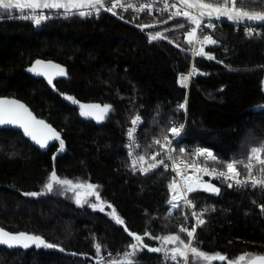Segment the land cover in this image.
I'll return each instance as SVG.
<instances>
[{"label": "trees", "instance_id": "1", "mask_svg": "<svg viewBox=\"0 0 264 264\" xmlns=\"http://www.w3.org/2000/svg\"><path fill=\"white\" fill-rule=\"evenodd\" d=\"M244 2L246 10L264 11V0ZM14 14L0 11V99L24 105L60 139L41 148L21 128L0 125V229L39 236L55 247L0 245V264H122L135 243L129 233L147 245L135 264H181L171 261V250L183 245L151 238L176 235L188 242L180 231L188 223L185 209L168 203L174 176L165 167L147 174L132 170L128 126L133 117L142 118L138 140L144 157L158 150L155 141H164L169 128L187 119L178 155L208 147L219 167L234 159L246 162L250 147L264 141V30L215 27L211 37L217 43L203 45L205 55L198 56L187 93L178 75L189 67L187 33L193 24L184 16L47 13L53 17L37 25L12 19ZM157 33L161 38L151 40ZM36 61L58 65L65 74L53 76L55 68L44 69L46 75L28 72ZM186 100L187 116L179 107ZM81 105H109L110 111L97 120L98 110L82 115L89 109ZM53 171L60 179L95 185L124 223L79 206L60 185L44 195H24L45 192ZM218 186L219 194L189 193L205 221L194 247L227 258L212 264H248L264 256V190Z\"/></svg>", "mask_w": 264, "mask_h": 264}, {"label": "snow or ice", "instance_id": "2", "mask_svg": "<svg viewBox=\"0 0 264 264\" xmlns=\"http://www.w3.org/2000/svg\"><path fill=\"white\" fill-rule=\"evenodd\" d=\"M177 2L181 5H183L186 9H196L198 12V15H192L190 11H183L181 13V9L177 8V11L173 13V16H179L183 15L190 23L195 25V28H193L191 31L187 33V39L189 43H192L193 39L197 36V30L201 27V18L208 17L209 19L215 18L219 19L221 17H226L228 20L233 21L235 23H240L243 21H249V22H264V11H249L246 10L247 5L245 4L244 0H212V2H207V0H177ZM129 8L132 7L131 4L127 5ZM168 4H165V10L168 8ZM117 7H124V4L120 3V0H116V2H111V0H0V11L7 12L12 9L20 10L21 12H24L25 10H31L34 13H37L36 16L32 17L35 20V23L39 25L42 20L46 19L44 15H39L38 10L43 9H63L66 14H78L80 16H86L91 15V11L85 12L82 9H94L97 13L102 9L104 11H110L113 15H116V9ZM151 5H141L139 7V11H143L145 8H150ZM171 7L176 8V3H173ZM22 18L28 19L29 17L27 15H24ZM179 27H184L183 24H180ZM207 27H213L212 24H208ZM251 34V33H249ZM158 38H161L160 34L157 33L156 35H153L151 37V40H156ZM203 42L209 43V44H216L217 41L214 40L211 36L205 35L203 37ZM199 55H205L204 49L201 48L198 52ZM209 59L213 58L211 56L208 57ZM49 69V68H55L57 69L58 75H64V69L61 68L58 65H52V64H45L42 61H36L35 66L32 68H29V71L36 72L37 75H46V72L39 71L38 69ZM195 73V70H193V73H190L189 75H192ZM188 80V76H181L180 81L182 86H186V81ZM48 82L51 84L52 79L51 76L48 77ZM71 99V98H69ZM76 101H73L75 103ZM185 104L179 105L181 109L185 108ZM88 108L89 111H82V115H94L95 113L92 110H98V114H96V119L100 120L103 116H105L110 111L109 105H104L101 107L100 105H90L85 106L81 105L82 109ZM138 123H142L141 118L139 116H136L132 120L133 127L129 129L128 135L130 140L134 138V132L136 131V126ZM0 125H15L19 128H21L24 132V134L28 137H30L36 144H38L41 148L48 147L47 140L50 138L59 139L58 134H56L51 128L48 127V125L44 124L43 121H37L35 118L31 116V113L28 112V110L24 107V105L19 104L18 102L14 100H6V99H0ZM184 128V125L179 126H172L168 129V131L174 136V137H180L182 130ZM165 141L167 142L165 145H161V147L167 148L169 151H171L170 145L172 144L171 140H168L167 136L165 137ZM156 144H160V141H155ZM64 148L63 141H60V150L62 151ZM180 151H183L181 149ZM131 155V152L129 153ZM159 153H156L152 156V160H156ZM197 156H205L208 159L215 161L216 157L213 155L211 151H208L206 149H197L196 150ZM138 159L140 161H144V156H139ZM247 162L245 160H232L230 162H227L224 167L227 169V171H220L217 173L219 177H222L223 179L227 181H231L228 184V187H245L250 184L251 187H262L264 188V141L259 142L258 144L250 147V150L247 155ZM253 161L256 162V164L260 165L258 168L259 173L261 176L258 178L254 175V167ZM133 168L136 166V160H133ZM164 164L163 160L158 161V163H152L149 164L147 168H141L140 171L142 174H146L150 170H154L159 165ZM238 165H242L243 168L246 170L247 178L241 180L239 177L241 175L240 170L238 169ZM192 167H195V165H192ZM165 168H167V165H165ZM176 166L174 165L173 170H175ZM198 171H203L206 174L209 172L207 168H200ZM212 172H215V169L211 170ZM179 174V173H178ZM54 184L65 186L67 190L75 191L77 188H82L84 185L82 184H74L71 180L66 179H60L57 177L55 171L51 174L49 181L44 185L45 192L41 193H25L24 195L27 196H40L44 195L46 193H50L53 191ZM96 186L94 185H87V188L89 190H94ZM169 189L171 192L174 193L172 198L168 201L172 209H176L179 207V201L182 199L183 203L189 207H195L193 204L192 199L188 198L189 193H194L198 191L199 189H202L204 191H210L215 194H219V188L215 187L211 184H202L197 186L195 182H190L188 180L184 181V188L180 191H177V185L176 182L173 181L169 185ZM97 200H99V196L97 195ZM77 204L81 203L80 196L77 195L76 198ZM94 209L98 207V205L93 204L91 205ZM109 207H111L109 205ZM100 211H103V207L99 208ZM193 217L196 219V225L192 227L191 230H188L187 228L181 227V232H186L187 237L189 238V242L185 243L184 240L180 239L179 236L176 235H170V236H164V237H151L153 239H162L164 244H173V245H183V249L180 247H174L171 250V259L176 260L179 256L182 258L185 262V264H188V251L190 250L191 253L197 257L198 259H203L206 262H211L214 260H220L225 261L227 258L222 255H207L202 251H199L196 247H193L190 243L192 239L195 238V232H196V226H200L204 224V220L201 218L203 216V213H192ZM112 218L114 219L115 223L117 224H123V220L115 215V209H113L112 212ZM130 236H133V239L135 240V243H131L129 245V248L131 251L125 252L124 256L125 259L122 262V264H135L134 257L136 254L142 250L143 248L147 247V245L143 242V237L140 235H136L133 233H129ZM145 235H149V233H145ZM0 245H5L9 248L12 247H23L28 248L30 245H35L36 247L44 246L46 248H52L55 247L53 244L47 243L42 237L29 235L26 233H18V234H12L9 232L4 231L3 229H0ZM97 255L101 252V245L96 244L95 245ZM62 250V249H61ZM148 251L151 252H161L165 251L166 255L167 252L165 249L162 248H148ZM240 261H243L245 257H240ZM99 264V262H98ZM112 264H117V262L113 261ZM248 264H264V256H256L252 257L248 260Z\"/></svg>", "mask_w": 264, "mask_h": 264}, {"label": "built area", "instance_id": "3", "mask_svg": "<svg viewBox=\"0 0 264 264\" xmlns=\"http://www.w3.org/2000/svg\"><path fill=\"white\" fill-rule=\"evenodd\" d=\"M111 2H116V0H111ZM120 3L124 4V7L123 8L117 7L116 9H114V11H116V13L121 12V13H130V14L138 15V16H141V15L150 16L153 19H158L159 17L164 16V15H167L168 17H171V18L172 17H182L183 16L182 14L179 16H173V13H175L177 11V8L181 9V13L183 11L187 10L182 5H180L179 3H177L174 0H120ZM166 3L169 5L167 10H165V4ZM173 3H176V5H177L176 8L171 7V5ZM128 4H131L132 7L129 8L127 6ZM141 5H151V7L145 8L143 11L137 10V9H139V7ZM83 11H85V12L91 11V13H92L91 15H86L88 17H98L100 15V13H102V12H110V11H104L102 9L99 11V13H97L94 9H87V10H83ZM191 13H192V15H197L193 12H191ZM38 14L44 15V16L47 15L46 13H43V12H38ZM61 14H62V16L69 15L66 13H61ZM24 15H27L29 18L28 19L22 18ZM36 15H37V13H34V12H20V13L12 15L11 18L15 19V20H24V21L35 22V20L32 17H34ZM52 17L53 16H49V18H52ZM208 24H212L213 27H207ZM221 24H223V22H221V21H217V20H213V19H207L204 17L201 18V27L197 30V36L193 39L192 43H189L188 52H189L190 62H189L188 70L185 72H181L178 75L179 85L181 88L185 89L187 93L190 89V85H191L192 80L197 75L198 70H197V66H196V61H197L198 56H199V54H198L199 50L205 44V42H203V37L205 35L211 36V31L215 27H217ZM232 25H235L237 27H243L247 31H253L255 29L264 30V27L245 26V25H239V24H232ZM193 28H195V25H193L192 29ZM193 70H195V73L192 75H189L190 73H193ZM181 76H188V80L186 81V86L181 85V81H180ZM183 109H184L186 116H187V100H186V106ZM135 117H133L131 119L130 124H129L128 129H127V133H126L127 158H128V162H129V164H130V166L134 172L142 174V172L140 171L141 168H147L149 164L158 163V161L163 160L164 164L159 165L157 168L165 167V165H167L166 169L171 171V173L173 174L174 181L176 182V185L178 186L179 191L184 188V181L185 180H188L190 182H195L197 184V186L202 185V184H211L217 188H219V186H218L219 183L228 185L231 182V181H227V180H225L222 177H219L217 175V173L220 171H227V169L224 166L219 167L216 165L217 164V158L215 161H212L205 156H197L196 155L197 149H206L208 151H211L213 153V155L216 157L215 152L211 148L197 147L194 150L186 151L185 153H186L187 157H181L180 155H178L176 145L179 143V141L184 136L186 126H187V119H185V122L183 124L184 128L182 130L180 137H174L171 133L167 137L168 140L172 141V144L170 145L171 151H169L165 147H161V145H165L167 143L165 140L160 141V144H156V147L158 150H155V152L152 153L150 156L145 157L144 161H140L138 159V157L142 155V151H141L140 143L138 140V135H139L140 128L143 124V120L140 116L139 117L141 118L142 123H138V125L136 126V131L134 132V138L132 140H130L129 135H128L129 129L133 127L132 120ZM173 126H177V125H173ZM130 152H131V155H129ZM156 153H159V155L157 156V159L154 161V160H152V156ZM134 159L136 160L135 168H133V163H132ZM253 164L255 165L254 175L259 178L261 176V174L258 171V168L260 167V165L256 164L255 161H253ZM174 165L176 166L175 170H173ZM192 165H195V167H192ZM237 167L241 172V175L239 178L241 180L246 179L247 178L246 170L243 168L242 165H238ZM157 168H155V169H157ZM200 168H207L209 170V172L206 174L203 171H198V169H200ZM212 169H215L216 171L212 172L211 171ZM154 170H150L147 173L152 172ZM233 187H236V186H233ZM239 188L263 189L264 190V188H262V187L253 188L250 186V184L245 186V187H239ZM200 190H202V189H200ZM202 191H204V190H202ZM204 192L215 194V193H212L210 191H204ZM188 198H189V194H188ZM179 206H181L185 209V213H186L187 221H188V223L186 225H182V226H180V228L184 227V228H187L188 230H191L192 227L194 225H196V219H195V217H193L192 213L193 212L199 213V211L195 207H189V206L185 205L183 203L182 199L179 201ZM200 226H196L195 238L190 241V243L193 247H194ZM183 233L187 236L186 232H183ZM188 242H189V238H188ZM187 255H188V264H192L191 251L190 250L188 251ZM177 260H180L181 264H185L184 260L182 258H180L179 256L177 257L176 260L171 259V261H177Z\"/></svg>", "mask_w": 264, "mask_h": 264}, {"label": "rangeland", "instance_id": "4", "mask_svg": "<svg viewBox=\"0 0 264 264\" xmlns=\"http://www.w3.org/2000/svg\"><path fill=\"white\" fill-rule=\"evenodd\" d=\"M208 1H212V0H208ZM47 14V13H46ZM46 19H49V15H45ZM44 19V20H46ZM42 20V21H44ZM53 76H57V71L55 70L53 72ZM32 116V115H31ZM33 117V116H32ZM34 118V117H33ZM37 120V119H35ZM38 121V120H37ZM74 184H82L84 185V187L82 188H77L75 189V191H71V190H67V188L65 186H63V188L69 192H71L75 199L77 198V195L80 196V199H81V203L78 204L79 206H84V205H93V204H96L98 205V207L95 209V210H99L100 207H103V211L104 212H107L111 217H112V212H113V207H109V204L105 203L104 201H102V199L100 198L99 196V192H98V189L97 187L94 188V190H89L87 188V183H75L73 182ZM92 185V184H91ZM95 186V185H94ZM177 191H179V188L177 186ZM97 195L99 196V200H97ZM92 207V206H91ZM93 208V207H92ZM94 209V208H93ZM115 215L119 216L116 212H115ZM120 217V216H119ZM121 218V217H120ZM121 262L124 261V259L120 260ZM191 261H192V264H212L213 262L215 261H219L218 259L217 260H214V261H211V262H206L204 261L203 259H198L197 257H195L192 253H191ZM244 264V262H243Z\"/></svg>", "mask_w": 264, "mask_h": 264}, {"label": "water", "instance_id": "5", "mask_svg": "<svg viewBox=\"0 0 264 264\" xmlns=\"http://www.w3.org/2000/svg\"><path fill=\"white\" fill-rule=\"evenodd\" d=\"M177 2V0H174ZM208 2V1H207ZM178 3V2H177ZM181 5V4H180ZM183 6V5H182ZM184 7V6H183ZM185 8V7H184ZM186 9V8H185ZM82 10H87V9H82ZM188 11L190 12H193L195 14L198 15V12L196 9H187ZM7 12H16V13H20L21 11L20 10H16V9H12V10H9ZM24 12H32L31 10H25ZM38 12H43V13H65L63 9H59V10H55V9H43V10H38ZM110 13L111 15L112 12H108ZM114 16H117V15H114ZM118 18H120L119 16H117ZM204 18H207L209 19L208 17H204ZM213 20H217V21H221L223 23H229V24H239V25H245V26H256V27H264V22H249V21H243V22H240V23H235L233 21H230L228 20L226 17H221L219 19H215V18H212ZM143 30H150V29H154V28H157V25H145V26H142L141 27ZM29 69V68H28ZM27 69L28 72H34V71H29ZM39 71H41L42 69H38ZM44 70V69H43ZM57 134V133H56ZM59 136V135H58ZM60 139V137H59ZM59 139H54V138H50L47 140V144L49 145L50 143H55V142H58Z\"/></svg>", "mask_w": 264, "mask_h": 264}, {"label": "flooded vegetation", "instance_id": "6", "mask_svg": "<svg viewBox=\"0 0 264 264\" xmlns=\"http://www.w3.org/2000/svg\"><path fill=\"white\" fill-rule=\"evenodd\" d=\"M41 69H42L41 71L43 72V71H44L43 68H41ZM14 126H15V125H14ZM16 127H17V126H16Z\"/></svg>", "mask_w": 264, "mask_h": 264}]
</instances>
